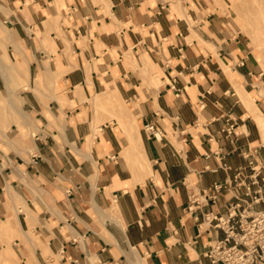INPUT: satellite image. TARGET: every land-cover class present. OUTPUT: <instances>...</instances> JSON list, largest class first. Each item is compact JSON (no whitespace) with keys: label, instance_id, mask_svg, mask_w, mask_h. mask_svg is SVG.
<instances>
[{"label":"crops","instance_id":"0c3cea01","mask_svg":"<svg viewBox=\"0 0 264 264\" xmlns=\"http://www.w3.org/2000/svg\"><path fill=\"white\" fill-rule=\"evenodd\" d=\"M230 5L0 0V56L25 70L0 73L21 109L0 135V264H211L214 216L263 208L264 72Z\"/></svg>","mask_w":264,"mask_h":264},{"label":"built area","instance_id":"2783aa9c","mask_svg":"<svg viewBox=\"0 0 264 264\" xmlns=\"http://www.w3.org/2000/svg\"><path fill=\"white\" fill-rule=\"evenodd\" d=\"M231 128L232 125L226 130L230 132ZM144 129L155 138L164 135V131L153 122L146 123ZM248 166L252 170L251 182L257 186L252 190L251 204L264 205V167L253 156L248 157ZM240 173L241 171L237 176ZM226 185L227 183H215L211 188L203 189L201 192L192 191L187 209L193 210L203 202V199L216 201ZM247 189L250 190V187ZM237 207L238 204H231L224 212L214 216V226L222 229L225 236L216 240L206 255L211 264H264V206L261 210L242 211H238Z\"/></svg>","mask_w":264,"mask_h":264},{"label":"rangeland","instance_id":"374dc122","mask_svg":"<svg viewBox=\"0 0 264 264\" xmlns=\"http://www.w3.org/2000/svg\"><path fill=\"white\" fill-rule=\"evenodd\" d=\"M263 2V0H231L229 8L232 12V19L236 22L239 29L246 34L251 50L260 68L264 72ZM2 38V31H0V39ZM0 63V73H3L10 87H13L17 80H22L24 78L25 70L20 63L3 56H0ZM20 110V101L16 97H4L0 95V135L2 133L7 135L15 132L16 126L13 122L21 116ZM22 115L26 116L25 113ZM17 125L19 129L22 128L21 124L17 123Z\"/></svg>","mask_w":264,"mask_h":264},{"label":"bare ground","instance_id":"6f19581e","mask_svg":"<svg viewBox=\"0 0 264 264\" xmlns=\"http://www.w3.org/2000/svg\"><path fill=\"white\" fill-rule=\"evenodd\" d=\"M245 1H249V0H245ZM261 1V0H260ZM264 1V0H263ZM250 2H252V1H250ZM264 3V2H263ZM260 4H261V2H260ZM258 5V4H257ZM255 7V6H254ZM259 7V6H258ZM258 10V9H257ZM264 11V10H263ZM260 13V12H259ZM1 24V23H0ZM264 37V36H263ZM264 39V38H263ZM1 64V63H0ZM3 66V65H2ZM143 69V68H142ZM113 86V85H112ZM114 87V86H113ZM112 88V87H111ZM138 100V99H137ZM139 103V102H138ZM137 109V108H136Z\"/></svg>","mask_w":264,"mask_h":264}]
</instances>
